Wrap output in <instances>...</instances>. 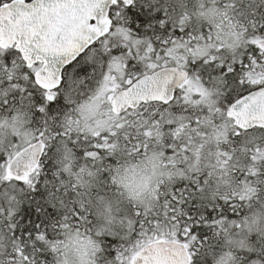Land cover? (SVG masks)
<instances>
[{
    "label": "snow or ice",
    "instance_id": "obj_1",
    "mask_svg": "<svg viewBox=\"0 0 264 264\" xmlns=\"http://www.w3.org/2000/svg\"><path fill=\"white\" fill-rule=\"evenodd\" d=\"M0 264H264V0H0Z\"/></svg>",
    "mask_w": 264,
    "mask_h": 264
}]
</instances>
